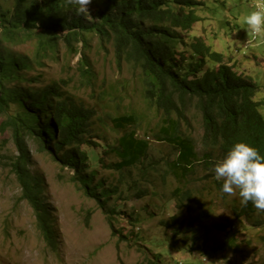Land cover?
Masks as SVG:
<instances>
[{
    "label": "rangeland",
    "instance_id": "374dc122",
    "mask_svg": "<svg viewBox=\"0 0 264 264\" xmlns=\"http://www.w3.org/2000/svg\"><path fill=\"white\" fill-rule=\"evenodd\" d=\"M201 1L203 6L196 10L201 20L184 34L186 43L203 38L226 57L235 72L252 79L258 86L254 100L264 101V36L247 32L241 23L242 14L254 9L258 0ZM0 2L11 6V0ZM11 48L31 53L30 44ZM77 48L72 54L61 43L57 59L47 60L26 77H38L36 84L42 86L57 84L73 104L93 111L89 137L95 138L92 147L82 149L95 171L93 183H101L111 196L101 198L107 200L101 208L72 181L71 169L54 161L50 153L40 152L37 143L26 137L30 169L45 183L53 223L55 243L47 245L32 209L20 198L12 169L17 145L12 130H2L8 113L0 114V264H143L156 254L163 264H264V212L255 208L248 218L237 220L243 206L240 197L220 191L222 180L214 178L213 165L197 163L186 174L172 172L169 163L177 152L157 135L166 116L144 100L139 71L126 61L117 63L113 45L100 46L95 36L89 38L88 49L82 44ZM183 49L187 51V47ZM84 56L89 74L83 72ZM15 85L23 89L35 86L27 82ZM183 110L182 133L194 141L202 159L201 115L193 104H185ZM260 112L264 114L263 107ZM127 116L134 126L125 131L115 128ZM129 130L146 140L149 148L138 166L119 174L106 168L117 161L106 151ZM209 153L215 161L221 158L215 148ZM140 193L143 196L138 198ZM174 215L181 224L179 234L161 222ZM219 226L226 232L219 231ZM229 235L234 236L236 248L214 252Z\"/></svg>",
    "mask_w": 264,
    "mask_h": 264
},
{
    "label": "trees",
    "instance_id": "16d2710c",
    "mask_svg": "<svg viewBox=\"0 0 264 264\" xmlns=\"http://www.w3.org/2000/svg\"><path fill=\"white\" fill-rule=\"evenodd\" d=\"M202 6L201 0H90L87 14L79 13L69 0H11V6L0 2V114L8 113L2 130L9 128L13 132L18 157L12 169L20 198L32 209L47 245L55 243L53 223L45 183L30 169L26 137L37 143L40 152L50 153L54 161L71 169L75 175L72 181L80 184L101 208L111 196L101 183H93L95 171L82 149L85 145L92 147L91 140L95 138L89 137L93 111L73 104L57 84L42 86L36 84L38 77H26L47 60L57 59L61 43L76 54L79 44L88 49L89 38L95 36L100 46L113 45L117 63L126 61L139 71L144 100L166 116L157 135L159 141L177 152L169 163L175 174L191 172L197 163L213 165L216 161L210 150H219L222 158L238 141L264 155V114L260 112L264 101L254 100L258 86L249 76L235 72L233 65L225 62L226 57L203 38L194 37L189 45L186 43L184 34L201 20L196 10ZM26 44L31 45L30 54L11 48ZM82 68L85 74L90 73L85 56ZM20 82L35 86L23 89L15 85ZM187 103L201 115L205 147L202 159L198 158L194 141L182 133L181 117ZM132 126L128 116L115 124L123 131ZM135 134L134 130L123 133L106 151L117 159L106 168L122 174L143 161L149 145ZM142 196L140 193L138 198ZM175 196L176 193L171 199ZM254 211L251 202L243 205L237 220L248 218ZM161 222L179 234L177 216ZM191 229L188 231L193 232ZM218 229L226 232L225 227ZM229 236L213 251L234 250L236 240ZM160 258V254L153 255L143 264H163Z\"/></svg>",
    "mask_w": 264,
    "mask_h": 264
},
{
    "label": "clouds",
    "instance_id": "9594fccd",
    "mask_svg": "<svg viewBox=\"0 0 264 264\" xmlns=\"http://www.w3.org/2000/svg\"><path fill=\"white\" fill-rule=\"evenodd\" d=\"M79 13H87L90 0H69ZM241 23L253 35L264 36V3L242 14ZM214 178L222 180L220 191L233 195L238 193L240 203L249 202L259 211H264V155L251 145L238 141L232 144L225 155L212 166Z\"/></svg>",
    "mask_w": 264,
    "mask_h": 264
},
{
    "label": "built area",
    "instance_id": "2783aa9c",
    "mask_svg": "<svg viewBox=\"0 0 264 264\" xmlns=\"http://www.w3.org/2000/svg\"><path fill=\"white\" fill-rule=\"evenodd\" d=\"M261 3H264V0H259V4H261ZM256 6H258V5H254V7H256Z\"/></svg>",
    "mask_w": 264,
    "mask_h": 264
},
{
    "label": "bare ground",
    "instance_id": "6f19581e",
    "mask_svg": "<svg viewBox=\"0 0 264 264\" xmlns=\"http://www.w3.org/2000/svg\"><path fill=\"white\" fill-rule=\"evenodd\" d=\"M255 5H259V0L255 3Z\"/></svg>",
    "mask_w": 264,
    "mask_h": 264
}]
</instances>
